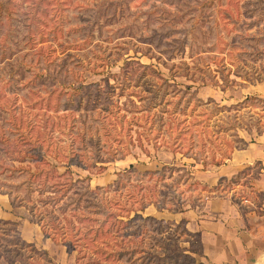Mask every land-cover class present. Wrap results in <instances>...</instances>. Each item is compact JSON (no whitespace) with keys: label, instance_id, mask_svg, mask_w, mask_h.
<instances>
[{"label":"rangeland","instance_id":"rangeland-1","mask_svg":"<svg viewBox=\"0 0 264 264\" xmlns=\"http://www.w3.org/2000/svg\"><path fill=\"white\" fill-rule=\"evenodd\" d=\"M31 1L33 0L23 2L22 7L24 10L30 8L31 12H36L35 8L27 6L31 5ZM104 1L83 0V7L89 6L87 10L74 8V2L69 4V8L64 11V19L68 21L65 23L64 32L68 27L72 28L67 35L65 32V37L81 44L82 35H86L88 28L92 26L90 44L81 50L74 46L76 49L70 48L61 53L54 41L56 50L53 54L64 59L66 53H70L65 58L69 69L74 67L73 63L77 59L83 61L82 66L74 67V73L84 83L99 81L102 84L103 78L109 76L110 83L117 85L120 82L127 86L125 92L134 89L150 95L155 84L157 87L163 81L156 98H145V102L150 99L151 104L147 102L146 105L149 106L143 111L144 116L142 112L134 113L138 116L135 120L139 122V126L134 124L133 129L137 128L144 150L136 143L132 129L135 145L129 146L122 158L96 164L103 165L104 169L98 171L93 167L87 170L78 162L70 166L75 178L90 175L89 184L87 183L90 189L105 187L121 173L125 174L123 181L126 182V186L122 188L116 189V186H112L107 191L99 190L96 197H91L102 206H112L107 211H112L113 214L105 216L88 212L87 215L96 220L87 219L82 225L74 219L72 231L66 230L65 233L67 244L73 249L71 251L66 250L61 240L45 237L41 226L33 222L25 206L11 205L7 193L9 188L2 184L0 218L14 221L20 237L33 243L36 248L44 249L56 264H145L137 256L138 252L129 259L126 256L120 259L106 256V253L114 249L136 246L145 247L146 255H152L151 259H146L153 261L150 264H198L202 246L198 233L191 230L189 225L190 215L197 209H202L204 202L215 195L227 198V176L218 185L215 183L209 186L205 182L214 178L221 169L227 174V167H221L222 164L212 165L211 161L221 159L222 155L227 156L234 147L241 145L236 140L237 132L264 129V107L259 103H248V106H240L238 109L220 110V105L226 104L229 107L248 95L264 97V0ZM157 7L170 10L176 15L171 16L168 11L159 12ZM155 8L157 13L146 17V13ZM20 34L18 32L13 37L19 39ZM149 37L153 39L152 43ZM128 61L131 63L126 64ZM134 61L150 64L163 78L152 76L148 68L141 73V68L136 69ZM11 62H0V105L7 108L10 104L12 110V113L0 110V146L31 149L32 146H38L40 140L48 135L58 150L65 153L72 149L82 152L74 149V146H78L75 131L77 127H81L79 115L85 108L84 104L76 111L71 110L72 117L67 120L61 117L67 110L55 112L52 108L55 103L54 95L58 93L63 102L66 99L65 91L69 90L61 87L63 74L60 73L58 79L46 83V88H42L41 84L33 85V90L41 87L36 93L23 88L27 78L20 71L19 65L9 64ZM87 64L91 68H87ZM205 69L210 70L213 79ZM120 71L126 74L123 82ZM113 73L117 74L114 78L111 76ZM222 75H225L228 83L223 81ZM45 79L47 81V77ZM115 91H119V88ZM119 98L125 102L126 107H131L125 96ZM131 98L138 106L141 105L134 95ZM209 99L213 100L205 103ZM76 103L77 101L73 107ZM129 115L131 114L128 113L127 117ZM13 118L16 120L15 124H19L18 132L13 130L11 122H7ZM20 131L28 135L29 142L21 139ZM3 155L5 157L4 153ZM99 155L107 156L101 153ZM45 158L48 162L42 164L44 167L55 164L60 172L64 170L66 162L61 158L49 155ZM2 160L6 159L1 158L0 162ZM131 164L134 165V171L128 173ZM223 164H227V157ZM246 169L250 170V167L244 168V174L248 173ZM145 170H158L162 178L141 175ZM250 176H258L257 171H253ZM3 181L16 184L19 177L0 174V182ZM85 184L86 182H82V185ZM133 184L148 185L155 197L160 199V206L163 207L158 209L151 204L143 211V215L162 219L161 233L157 234L152 226L145 229L141 226V220L123 227L119 220L125 217L114 215L120 210L118 205L125 204L126 189ZM10 187L11 196H23L22 192ZM231 194L236 195L235 201L240 202L238 197L243 195L241 190L236 189ZM31 197L36 201L38 194L33 192ZM173 203L178 210L170 212L166 207ZM36 205L38 209L42 208L40 202H36ZM133 206L138 207L137 204ZM120 214L124 215V210H120ZM44 221H48L47 218ZM100 222H104L105 229L110 227V231L99 238L105 239L110 245L105 248V254L94 252L89 234L86 237L81 236L86 228L95 227ZM136 228L139 231L132 233ZM2 231L0 229V237ZM0 241L3 242L1 238ZM15 251L31 255L27 264L45 263L43 256L21 243L11 245L10 254L14 255ZM0 264L7 262L0 258Z\"/></svg>","mask_w":264,"mask_h":264},{"label":"trees","instance_id":"trees-1","mask_svg":"<svg viewBox=\"0 0 264 264\" xmlns=\"http://www.w3.org/2000/svg\"><path fill=\"white\" fill-rule=\"evenodd\" d=\"M26 1L27 0H0V62L11 60L12 62L9 64L13 65L17 63L20 67V71H23V74L27 78L23 88H28L29 91L33 90L32 87L35 84H41L42 88H44V86L46 88V83L58 79L60 73L63 74L61 87L69 88V90L65 91L66 99L63 102L58 93L54 95L55 103H53L52 108L55 112L58 110H67L61 115L63 120H67V118L72 117L71 110L76 111L82 103L84 104L85 108L79 115L81 118V127H77L75 131L78 139V146H74V149H79L82 152H77L72 149L65 153L63 150H58L56 146H53V141L51 142L48 135H45L46 138L40 140L38 146H32L31 149L20 150L13 147L10 148V145L0 146V159H6L0 162V174L5 173L6 177H19V182L16 184L6 183V181L0 182V184L8 186L9 192L7 193L11 205L25 206L31 214L33 222L41 226L45 237H49L53 240H61L66 250L71 251L73 249L67 244L65 233L66 230L72 231L75 224L74 219L81 224L87 219L96 220L91 216L89 217L87 215L88 212L101 213L105 216L113 214L112 211H107V208H112V206H102L100 203L94 202L91 197H96L99 190L107 191L112 188V186H116V189L122 188L126 186V182L123 181L125 174L121 173L117 179L105 187L101 188L97 186L94 189H90L88 185L90 175H86L84 178H75L73 177V171L70 169V166L78 162L82 164L84 169L91 170V168L95 167L99 171L104 169V166L96 165L97 163L102 164L106 161L122 158L127 153L128 147L135 145L131 130L134 124L135 126H139V122L135 120L138 116L134 115V113L142 112L141 114L144 116L143 111L147 110L149 106L146 105L147 102L151 104V100L148 99L147 102H145V98H156L160 88L159 86L163 84V81L161 80L159 83L160 85L157 87L155 84L153 90H150V95L144 94L141 90L135 91L134 89L125 92L124 89L127 86H124L123 83L120 82L117 85L110 83L109 76L103 78L102 84L99 81L84 83L83 80L78 78L74 73L76 71L74 67L82 66L84 62L77 59L76 63H73L74 67L69 69L65 58L69 57L71 54L66 53L64 59H59L58 55L53 54L56 50L53 46V42H57L59 46L58 51L61 53L66 52L70 48L76 49L74 46H78L77 48L79 50L89 46L88 44H90L91 40L90 36L93 32L91 29L92 26L88 28L87 34L85 33L86 35H82L83 42H81V44H77V41H71L65 37L72 27H68L67 30L65 29L66 35L64 32L65 23L68 22L67 19H64V11L69 8V4L74 2V8L77 7L81 10L83 8L87 10L89 6L86 5L83 7V0H33L31 1V5L27 6L35 8L36 12H38L37 15L36 12H31L30 8H27V10L23 9L22 3ZM105 1L112 2L111 0ZM154 10H156V8L147 12L146 17L154 14ZM157 10H159V12L168 11L171 16L176 15L173 14L172 11L163 9L162 7H157ZM18 32L21 33L20 38H14L13 36L17 35ZM58 37L60 40H58ZM149 41L152 43L153 39L150 38ZM21 50H23L22 53L17 55ZM134 62L136 69L141 68V73H144L146 68H148L152 76L160 77V79L163 78L160 76V72L150 64H142L139 61ZM129 63H131V61H128L126 64ZM86 66L87 68H91L88 64ZM92 67L94 68V66ZM205 71L211 79H213V74L210 73V70L205 69ZM120 74L122 78L121 82L125 81L126 74L123 71H120ZM10 76L13 77V74L10 73ZM111 76L114 78L117 74L113 73ZM45 77H47V81ZM222 78L224 82L228 83L225 75H222ZM117 87L119 91L116 92L115 89ZM39 88L41 87L39 86L33 91L38 93L37 90ZM165 90L166 89H164V92ZM51 95L52 93H50L49 96ZM132 95L141 102V105L138 106L135 103L131 98ZM120 96H125L131 107H126L125 102L120 101ZM212 100L213 99H209L205 101V103L211 102ZM75 101H77V103L75 107H73ZM254 102L264 107V97L248 95L242 100L231 104L229 107H227L226 104L220 105V110H227V108L238 109L240 106L245 107L248 106V103ZM47 107H49V104H47ZM10 109V104L7 108L0 105L1 111L12 113ZM128 113L131 114L129 117H127ZM88 120H91V122L88 123ZM7 122H11L10 124L14 128L13 130L19 131V124H15L16 120L14 118L13 120L9 119ZM92 125L94 126L93 130ZM133 131L135 133L136 143L144 150L140 137L137 134V128H134ZM41 133L46 134L44 132ZM235 134L236 133H234V135ZM19 136L24 142H29V137L26 133L20 131ZM236 138L241 144L244 143L242 138L238 136ZM37 140H39L38 135ZM85 145L87 146V151H85ZM100 153L107 154V156L100 157ZM46 155L64 160L66 162L64 170L60 172L55 164L44 167L42 164L48 162L45 158ZM226 157V155H222L220 157L221 159L211 161V164L219 166L223 164ZM131 171H134L133 164L128 168V173ZM141 175L147 176L148 178H152L154 175L157 176L158 179L162 178L158 170H145L141 172ZM224 180H226V177L218 178L217 185ZM82 182H86V184L82 185ZM10 186H12L15 191L19 190L22 192L23 196H11L10 193L12 192H10ZM126 190V198L124 199L125 204L122 206L118 205V209L124 210L125 214L121 215L120 210L118 213H114L115 216L120 215L125 217V219L119 220V222L123 223V227L130 226L129 224H133L131 223L133 221L141 220V226H144V228L152 226V229L157 234L161 233V226L163 224L162 219H157L152 215H143V211L151 204L158 209L163 207L160 206V199L155 197L148 185L133 184L131 188H127ZM33 192L38 194L36 201L31 197ZM36 202L41 203V209H38L39 207L36 205ZM115 202L118 203V201ZM134 204H137L138 207H134ZM80 207H82V210L79 211ZM166 208L170 212L178 210L175 203L167 205ZM68 211L71 213L68 214ZM45 218H47L48 221H44ZM0 224L4 225L3 227L0 225V229L3 230L0 237L3 241H0V258H3L7 264L28 263L27 259L30 258L31 255L18 251H15L14 255L10 254L11 245L15 246L18 243L29 247L30 250L43 256L45 263L39 264H56L47 256V252L44 249H38L33 243H28L20 237L14 221L0 218ZM104 225V222H100L95 227L91 226L86 228L81 233L83 237H86L87 234L90 235L89 241L94 252L97 254H105V248L110 246L105 239L99 240L101 236L110 231V227L105 229ZM50 229H53V231ZM138 231L139 230L136 228V231H132V233ZM75 233L76 231L74 234ZM144 248L145 247L142 246L121 247V249H114L106 253V256H116L115 259L126 256V258L129 259L135 252H138L137 256L142 258V262L145 261V264H150V262L153 261L147 260L151 259L152 255H146Z\"/></svg>","mask_w":264,"mask_h":264},{"label":"crops","instance_id":"crops-1","mask_svg":"<svg viewBox=\"0 0 264 264\" xmlns=\"http://www.w3.org/2000/svg\"><path fill=\"white\" fill-rule=\"evenodd\" d=\"M237 133L244 143L220 165L227 174L221 169L205 180L210 186L227 176V198L215 195L190 215L189 225L202 246L198 264H264V129ZM245 167H250L246 174ZM253 171L258 176H250ZM236 189L243 193L240 202L231 194Z\"/></svg>","mask_w":264,"mask_h":264}]
</instances>
